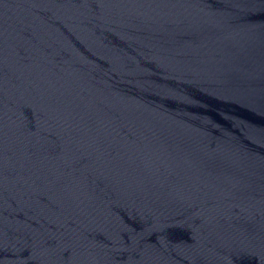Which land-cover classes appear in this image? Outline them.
I'll return each instance as SVG.
<instances>
[{
	"label": "water",
	"instance_id": "obj_1",
	"mask_svg": "<svg viewBox=\"0 0 264 264\" xmlns=\"http://www.w3.org/2000/svg\"><path fill=\"white\" fill-rule=\"evenodd\" d=\"M0 264H264V0H0Z\"/></svg>",
	"mask_w": 264,
	"mask_h": 264
}]
</instances>
